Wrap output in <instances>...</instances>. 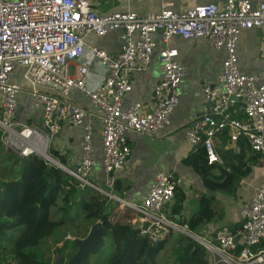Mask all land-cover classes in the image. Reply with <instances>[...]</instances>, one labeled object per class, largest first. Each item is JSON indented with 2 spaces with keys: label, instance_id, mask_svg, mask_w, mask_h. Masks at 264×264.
Wrapping results in <instances>:
<instances>
[{
  "label": "built area",
  "instance_id": "1",
  "mask_svg": "<svg viewBox=\"0 0 264 264\" xmlns=\"http://www.w3.org/2000/svg\"><path fill=\"white\" fill-rule=\"evenodd\" d=\"M255 2L229 0L224 5L196 4L185 11L164 6L160 12L141 15L99 13L90 0H0L1 145L23 159L39 156L83 186L117 202L115 215H136L133 224L142 234L187 232L186 227L174 222L166 212L182 185L180 177L158 174L147 196L136 204L114 195L112 174L120 171L130 158V134L161 140L166 135L163 131L172 126L171 118L180 104L181 86L186 77L185 68L178 60L179 50L170 46V41L177 37L204 38L212 48L225 53L217 81L202 89L204 101L210 103L209 109L182 127L191 149L203 147L209 165L223 164L215 141L230 133V148L240 152L238 142L245 136L252 151L264 156V80L245 74L238 57L243 31L264 32V0ZM115 31H121L122 50L113 54L93 49L94 57L107 69L108 76L100 86L89 89L85 83L88 68L80 66L75 75L73 64L83 57L88 36L105 37ZM157 35L161 37L160 43ZM157 52L162 75L153 100L125 106V98L133 90V77L149 69ZM19 69L31 87L29 95L34 108L42 112L41 125L29 126L16 121L18 95L23 92L14 80ZM73 90L89 100L91 109L67 100ZM96 119L103 122L101 147L105 179L102 182L113 188L112 192L102 190L103 185L98 184L95 174ZM64 122L85 131L81 159L75 169H66L49 155L50 145ZM240 215V226L235 230L222 227L217 232L216 244L198 238L211 264H264V186L257 189Z\"/></svg>",
  "mask_w": 264,
  "mask_h": 264
},
{
  "label": "crops",
  "instance_id": "2",
  "mask_svg": "<svg viewBox=\"0 0 264 264\" xmlns=\"http://www.w3.org/2000/svg\"><path fill=\"white\" fill-rule=\"evenodd\" d=\"M228 1L90 0L93 8L99 13L136 12L141 15L149 12H160L164 6L175 11H185L196 4L215 3L224 5ZM258 1L254 0L255 3ZM156 40L160 43V35L156 36ZM122 46L121 31L111 32L105 37L88 36L85 53L81 59L73 64L72 72L76 75L80 66H86L88 68V74L85 77L86 86L89 89L97 88L107 78L108 71L94 57L93 49L97 48L108 53L117 54L121 52ZM170 46L179 50L178 60L186 71V77L181 86L180 104L171 118L172 126L163 131V134L166 135L161 140H153L135 134L128 136L131 155L125 166L120 171L112 174L114 187L118 183L120 189V192H116L114 188V195L123 201L140 204L147 196L149 188L158 174H174L182 180L179 191L185 194L186 199L183 203L181 215H176L173 221L185 226V223L198 210L199 199L203 194L216 196V202L213 206L216 216L211 221L200 224L196 229L199 234L195 235V237L216 244L217 232L222 227L238 228L240 226L242 208L250 203L257 189L264 186V160H260L253 167L252 173L243 178L235 198L223 193L212 194L208 192L201 177L192 168L185 165L184 161L194 150L191 149L186 132L182 127L189 120L203 115L209 109L210 104L205 102L202 97V89L204 85L217 81L218 75L222 70L225 53L212 48L209 41L204 38L184 40L177 37L170 41ZM160 48H162L161 45L159 46ZM238 57L240 68L245 74L255 75L264 80V32L259 29L243 31L238 42ZM22 72L23 70L19 69L14 74V80L24 89L18 95L16 121L29 126L41 125L42 112L34 108L33 100L29 95L30 91L28 92L30 86L23 78ZM161 75L162 66L157 52L149 69L133 77V90L126 96L125 106L136 102L147 103L152 101ZM21 80L23 82H20ZM52 94L62 97L57 92ZM67 100L91 109L89 100L77 90H73ZM102 127V120L96 119L94 121L95 131L93 136V144L97 155L95 174L98 184L103 185L102 179H105V175L102 164ZM84 134L85 131L82 127H75L68 122L62 123L61 132L50 145V152H54L51 156L53 155L52 157L58 160L66 169H75L81 159V142ZM229 140L230 133L217 138V146L227 145L224 149L218 150L220 154H222L223 150L231 147ZM247 158H250L249 154ZM219 165H224V162ZM175 202L176 199L167 206L166 212L170 217L172 216L171 209ZM192 234L194 235L193 232Z\"/></svg>",
  "mask_w": 264,
  "mask_h": 264
},
{
  "label": "trees",
  "instance_id": "3",
  "mask_svg": "<svg viewBox=\"0 0 264 264\" xmlns=\"http://www.w3.org/2000/svg\"><path fill=\"white\" fill-rule=\"evenodd\" d=\"M1 135L0 131V139ZM238 145L240 152L233 148L223 150L221 159L224 165H209L206 150L203 147L192 151L184 163L201 177L208 192L223 193L235 198L243 178L252 173L253 167L260 160H264V156L252 151L249 140L245 136L240 137ZM19 159L23 161L19 178L12 181H0V217L8 219L0 223V228L8 230L25 227L27 229L17 242L18 248L15 254L18 264H52V257L48 255L50 250L45 251L41 245L48 233L53 232L59 235L58 224L51 219V209L58 204L60 198L62 203L59 205V210L63 212V216L69 217L75 206H81L86 213V218L93 221L90 229L98 222H102L104 228L108 230V239L115 246V250H111L105 264H113L123 255L124 250L128 252V258L133 264H156L157 258L174 232H171V235L155 234V231L142 234L138 226L133 224L136 215L116 216L110 208L112 200L107 196L83 186L74 177L58 167L49 165L39 156L33 155ZM114 188L116 192H120L118 183ZM175 199L176 202L171 209L172 219L176 215H181L186 197L178 189ZM215 202L216 196L202 195L198 210L185 223L190 231H194L200 224L209 222L216 216L213 207ZM64 234L66 236V233ZM179 234L178 254L174 264H211L204 246L183 233ZM65 236H60L56 243L63 242L64 247L56 249L55 252L69 261L78 249L76 242L87 236L85 238L74 236L75 239L69 240H66ZM238 252L239 250L235 253L238 254Z\"/></svg>",
  "mask_w": 264,
  "mask_h": 264
},
{
  "label": "rangeland",
  "instance_id": "4",
  "mask_svg": "<svg viewBox=\"0 0 264 264\" xmlns=\"http://www.w3.org/2000/svg\"><path fill=\"white\" fill-rule=\"evenodd\" d=\"M20 82H23L22 80ZM24 90V89H23ZM31 91V87H29L28 92ZM216 142V141H215ZM217 146V145H216ZM227 145H218L217 149H224ZM0 144V181L7 180L12 181L16 180L20 176V172L23 168V161L19 159L20 157L13 152H8L5 148H2ZM50 151V148H49ZM50 155V152H49ZM53 156V155H52ZM53 158V157H52ZM56 162L55 158H53ZM52 166L57 167V165L52 164ZM89 197V196H88ZM62 203V199L58 200V204L51 209V219L54 220L58 224L57 232L59 235L53 234V232L48 233L42 240V248L47 251L50 250L49 256L52 257L55 254V247L57 241L60 239V236L65 237L71 236L74 239V236H79L80 238H85L87 235V231L90 229V226L93 224V221L86 218V213H84L81 206H75L71 212V215L67 218L63 216V212L59 210V205ZM116 205V204H115ZM114 202L111 205V210L115 208ZM61 224H60V223ZM159 233V232H156ZM180 232H174L172 237L169 238L164 250L161 252L159 257L157 258L156 264H174L175 258L178 254V245H179V234ZM194 236L199 234L198 230L193 231ZM186 236L190 235L187 232L183 233ZM59 246H62L61 244ZM115 250V246L111 243V241L107 238L105 247L102 252L98 254H92L89 256L87 261L88 264H105L106 259L109 257L111 250ZM130 254V253H129ZM87 264V262H86ZM113 264H133L128 258V252L124 250L123 255L120 256L117 261H114ZM221 264V263H219Z\"/></svg>",
  "mask_w": 264,
  "mask_h": 264
},
{
  "label": "water",
  "instance_id": "5",
  "mask_svg": "<svg viewBox=\"0 0 264 264\" xmlns=\"http://www.w3.org/2000/svg\"><path fill=\"white\" fill-rule=\"evenodd\" d=\"M210 104V103H209ZM104 192H112L113 188L106 185L102 186ZM187 229L188 226L186 225ZM109 236L108 230H106L102 222H98L93 225L85 239H80L76 242L78 247L77 253L70 259L68 264H86L87 259L92 254H98L105 247L106 239ZM197 241V240H196ZM239 237L235 239L237 243ZM52 264H63L62 256L60 253L55 255Z\"/></svg>",
  "mask_w": 264,
  "mask_h": 264
},
{
  "label": "flooded vegetation",
  "instance_id": "6",
  "mask_svg": "<svg viewBox=\"0 0 264 264\" xmlns=\"http://www.w3.org/2000/svg\"><path fill=\"white\" fill-rule=\"evenodd\" d=\"M7 220L8 219L5 217H0V223H4ZM26 230L27 229L25 227H16L13 229H8V230L0 228V264H18L17 255L15 254V250H17V248H18L17 242H18L19 238L22 236V234ZM65 239L69 240L67 237H65ZM71 239H72V237H71ZM74 239H75V237H74ZM60 244L62 246H59ZM64 245H65V243H63V242L57 244L55 247V250L58 248H63ZM77 251H78V249H77ZM77 251H76V253H77ZM56 254L57 253L55 252L53 259H52V262H53ZM62 260H63V264H68V262L70 261V260L68 261V259L65 257L62 258Z\"/></svg>",
  "mask_w": 264,
  "mask_h": 264
},
{
  "label": "clouds",
  "instance_id": "7",
  "mask_svg": "<svg viewBox=\"0 0 264 264\" xmlns=\"http://www.w3.org/2000/svg\"><path fill=\"white\" fill-rule=\"evenodd\" d=\"M50 155H51V153H50ZM20 158H21V157H20ZM53 158H54V157H53ZM216 164H217V163H216ZM49 165H50V164H49ZM58 168H59V167H58ZM60 169H61V168H60ZM178 189H179V188H178ZM177 191H178V190H177ZM176 193H177V192H176ZM103 195H104V194H103ZM175 198H176V196H175ZM178 224H179V223H178ZM179 225H181V223H180ZM181 226L185 227L186 225H185V226H184V225H181ZM187 226H188V225H187ZM228 227H230V226H228ZM186 228H187V227H186ZM231 228L233 229V227H231ZM188 231L191 233V235H189V237L192 238V239L195 240V241L197 240L196 242L200 243V240L198 239L199 237H195V236L192 234L193 231H190V230H189V227H188ZM170 235H171V234H170ZM187 236H188V235H187ZM200 244H201V243H200ZM201 245H202V244H201ZM202 246H203V245H202ZM205 249H206V248H205ZM209 257H210V256H209Z\"/></svg>",
  "mask_w": 264,
  "mask_h": 264
}]
</instances>
